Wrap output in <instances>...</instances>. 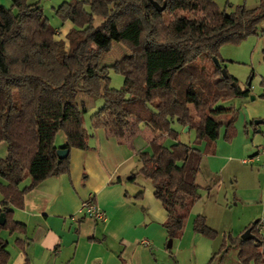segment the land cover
Masks as SVG:
<instances>
[{
    "label": "trees",
    "instance_id": "obj_1",
    "mask_svg": "<svg viewBox=\"0 0 264 264\" xmlns=\"http://www.w3.org/2000/svg\"><path fill=\"white\" fill-rule=\"evenodd\" d=\"M153 2L164 9L157 11ZM10 3L9 8L0 5V143L7 147V156L0 159V214L5 216L0 232L25 233L14 210L24 207L26 194L50 177L67 174L71 150L90 148L86 107L77 101L83 94L102 100L90 118L92 130L103 129L119 144L143 136L148 150L136 152L139 168L128 181L149 182L166 212L162 227L168 241L180 239L202 190L220 179L204 158L215 152L222 129L223 141H232L238 115L233 101L250 92L222 75L220 48L253 36L264 44V0L252 9L227 4L233 9L229 13L214 0H69L53 9L55 17L72 25L63 38L38 2ZM95 17L102 19L100 24L94 25ZM111 42L127 54L102 66ZM262 55L264 61V48ZM110 71L123 77L122 88L108 87ZM260 86L264 93V77ZM225 115L226 122L218 119ZM175 126L194 132L191 144L180 142ZM59 133L63 149L69 150L60 161ZM167 140L172 143L166 145ZM200 175L212 185L201 187ZM142 196L141 191L135 197ZM261 223L245 229L256 240L225 237L208 264H220L231 248L238 264H264ZM193 232L216 235L203 215L195 217ZM15 244L24 248L19 240ZM7 246L0 237V264L10 259ZM23 264H30L28 258Z\"/></svg>",
    "mask_w": 264,
    "mask_h": 264
},
{
    "label": "crops",
    "instance_id": "obj_2",
    "mask_svg": "<svg viewBox=\"0 0 264 264\" xmlns=\"http://www.w3.org/2000/svg\"><path fill=\"white\" fill-rule=\"evenodd\" d=\"M10 5V2L3 4L7 8ZM71 27L68 23L65 34ZM240 116L238 113L232 141L225 143L221 131L215 152L204 159L209 171L220 174L222 178L230 168L235 171L240 164L252 166L257 163L256 160L245 164L243 160L261 153L252 151L248 143L249 130L244 132L248 121L260 118L255 112L241 119ZM218 119L226 122L229 116L225 120ZM262 123L260 120V123L253 124L257 127ZM184 132L188 133V130ZM88 133L92 135L88 139L90 148L86 151L71 150L69 172L41 182L26 194L24 207L14 210V220L25 225L26 229L25 233L13 234L14 241L23 242L24 248L13 243V252L7 249L10 254L7 264H23L26 258L30 264H186L188 250H196L198 243L204 244V249L207 247L208 241L193 232V221L198 215H206V203L201 205V202L211 199L213 187L191 208L172 258L164 247L167 239L162 227L166 220L164 208L154 198L148 183L142 179H138L136 184L128 181L139 168L136 152L148 150L143 136L139 135V141L136 137L134 143L128 145L119 144L103 129ZM63 146L58 149H63ZM6 156L7 147L0 143V159ZM233 171L237 184V174ZM0 183L4 181L0 179ZM233 187L231 182L230 189ZM216 188L219 190L218 185ZM258 190L261 198L262 189ZM141 191L142 198H136ZM229 191L226 188L225 197ZM89 197L94 198L98 209L104 213V221H94L80 212L81 204ZM6 241L9 246V240Z\"/></svg>",
    "mask_w": 264,
    "mask_h": 264
},
{
    "label": "rangeland",
    "instance_id": "obj_3",
    "mask_svg": "<svg viewBox=\"0 0 264 264\" xmlns=\"http://www.w3.org/2000/svg\"><path fill=\"white\" fill-rule=\"evenodd\" d=\"M67 1L69 0H27V3L31 5L38 2L45 16L49 19L52 27L59 31L60 34L58 37L63 38L69 22H61L57 17H55L53 9L57 8V6H59L62 2ZM9 2L10 0H0V5ZM214 2L220 9H226L228 13L233 9L227 8V4H231L233 7L245 5L248 9H252L259 4V0H214ZM101 21V18L95 17L94 25L100 24ZM263 48V41L260 38L253 36L246 38L239 44H226L222 46L219 51V56L223 61V69L226 70L228 75L236 80V84L241 90L249 89L250 91L249 96L237 98L233 101V104L238 109L239 115H241L240 119L242 116L247 114L249 116V114L253 112H255L260 118L259 120L254 119L248 121L244 127V132L249 130L248 143L249 147L252 148V151L254 152H261L264 147V117H261L264 113V93L262 87L260 86V82L264 77V61L262 55ZM125 54H127V51L120 44L117 42H111L108 51L102 57L101 65H112L114 62L120 60ZM108 87L111 89L122 88L123 77L115 74L113 71H110V81ZM77 101L84 102L86 107V112L83 115L84 128L88 132H91L90 118L92 114L102 106V100L100 98H93L79 94ZM226 118L227 115L220 117L222 120H225ZM260 120H262V124L257 127H253L252 125L250 126L251 123ZM174 128L179 131L180 142L184 144L192 143L194 139L193 131L185 133V128L180 129L178 126H175ZM136 139L139 141L140 136H137ZM171 143V140H167L166 145H170ZM64 144V136L62 133H59L56 136L55 146L60 148ZM200 147L201 149L203 148V146ZM249 158L251 157H246V159ZM252 159L256 160V157H252ZM257 161L258 162L254 163L252 166L240 164L241 166L236 168L235 171L230 168V170L228 169L227 172H224L223 178L220 174L214 173L220 177L219 181L214 185L210 184V180L206 179L204 176L200 175L198 177L197 183L201 187L205 188L208 185H212L211 188L213 187V190L211 191V199L203 200L201 205L206 203V215H204L206 216V223L216 232V235L214 238H208L196 234L199 237H204V241H208L209 244L204 249L205 245L198 243L196 250H193V248L188 250L186 252V264H208L212 257L219 254L225 237L230 235L235 238L242 235L246 231L245 229L254 223L255 220H259L261 222L264 221V168H260L259 166L262 165V162H264V155H260ZM232 171L237 174V184L235 183ZM27 182L28 181L26 180L25 183ZM231 182L234 184L232 189H230ZM146 183H148L151 188L149 182ZM217 185L219 190L216 188ZM226 188H229L230 191L225 197ZM258 189H262L263 194L261 198L259 197L260 194ZM206 192L207 190H202V195L204 193L206 194ZM251 192L252 194L250 195ZM186 225L187 221L185 223V226ZM262 235L264 236V233ZM0 237L4 240H9V246L7 249L12 253L14 248L13 243H15L14 236L12 235L11 237L8 232L2 231L0 233ZM181 238L172 242L171 249H166V253H168L172 258H174V255L176 254L177 245L179 244ZM167 243L168 239H166L164 247L167 246ZM236 253L237 251L231 248L220 264H238ZM194 254H196L195 260ZM214 264H216L215 261Z\"/></svg>",
    "mask_w": 264,
    "mask_h": 264
},
{
    "label": "built area",
    "instance_id": "obj_4",
    "mask_svg": "<svg viewBox=\"0 0 264 264\" xmlns=\"http://www.w3.org/2000/svg\"><path fill=\"white\" fill-rule=\"evenodd\" d=\"M264 155V148L262 149L261 153L259 155ZM258 155V156H259ZM258 156H256V160H258ZM255 159L249 158V159H244L243 163L245 164H250L253 163V161H256ZM264 168V164L262 165ZM93 197H89L87 200H85L80 207V212L83 214V216L87 218H91L94 221H104L105 215L102 211H100L97 207V205L94 203L92 200ZM258 232L260 234L264 233V221L260 224L258 227Z\"/></svg>",
    "mask_w": 264,
    "mask_h": 264
},
{
    "label": "water",
    "instance_id": "obj_5",
    "mask_svg": "<svg viewBox=\"0 0 264 264\" xmlns=\"http://www.w3.org/2000/svg\"><path fill=\"white\" fill-rule=\"evenodd\" d=\"M152 4H153V6L155 7V9H156L157 11H159V12H161V11L164 9V5H163L162 7H160L158 4H156V3H154V2H153ZM214 63H215L216 66H220V65H219V62H218L216 59H214ZM221 73H222V75H223L224 77H227V72H226L225 69H222V70H221ZM252 99H253V98H252ZM258 123H260V121H256V122H255V124H258ZM184 130L186 131V130H188V128L185 127ZM68 153H69V150H67V149H57L56 154H57L58 160L60 161V160L64 159V158L68 155ZM4 223H5V216H4V214H0V226H3ZM255 223H257V221H255ZM240 238H241V240H244V241H245V240H256V237H255L254 235L251 234V231H250L249 229L246 230V231L240 236ZM166 248H167V249H171V248H172V241H171V240L168 241Z\"/></svg>",
    "mask_w": 264,
    "mask_h": 264
}]
</instances>
